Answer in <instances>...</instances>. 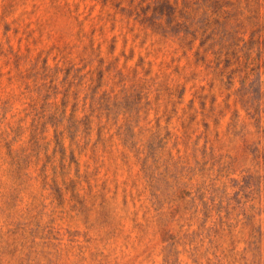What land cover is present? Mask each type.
<instances>
[{"label": "rangeland", "instance_id": "1", "mask_svg": "<svg viewBox=\"0 0 264 264\" xmlns=\"http://www.w3.org/2000/svg\"><path fill=\"white\" fill-rule=\"evenodd\" d=\"M0 264H264V0H0Z\"/></svg>", "mask_w": 264, "mask_h": 264}]
</instances>
